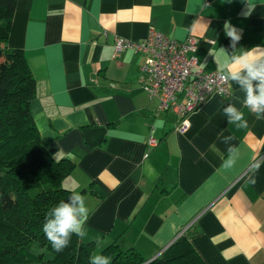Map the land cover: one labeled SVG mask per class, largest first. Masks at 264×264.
<instances>
[{
	"label": "crops",
	"instance_id": "obj_1",
	"mask_svg": "<svg viewBox=\"0 0 264 264\" xmlns=\"http://www.w3.org/2000/svg\"><path fill=\"white\" fill-rule=\"evenodd\" d=\"M251 2L245 16L247 0H16L7 44L34 78L30 110L41 142L72 163L62 186L86 197L81 241L93 244L90 255L116 244L147 261L185 235L206 264H264V119L228 80L230 94L212 95L179 132L176 115L160 111L143 86V54L115 52L117 37L194 35L189 54L225 75L237 67L234 56L257 46L253 55L264 54V0ZM226 22L242 29L235 51ZM229 104L246 127L228 123ZM225 136L236 149L230 167Z\"/></svg>",
	"mask_w": 264,
	"mask_h": 264
},
{
	"label": "trees",
	"instance_id": "obj_2",
	"mask_svg": "<svg viewBox=\"0 0 264 264\" xmlns=\"http://www.w3.org/2000/svg\"><path fill=\"white\" fill-rule=\"evenodd\" d=\"M15 7L16 0H0V264H89L92 243L73 234L56 252L42 231L50 209L70 195L62 181L72 163L41 142L30 110L34 78L21 51L7 44ZM101 254L111 264H206L185 235L149 262L116 244Z\"/></svg>",
	"mask_w": 264,
	"mask_h": 264
},
{
	"label": "built area",
	"instance_id": "obj_3",
	"mask_svg": "<svg viewBox=\"0 0 264 264\" xmlns=\"http://www.w3.org/2000/svg\"><path fill=\"white\" fill-rule=\"evenodd\" d=\"M197 43L198 38L194 35H188L180 42L155 30L138 41L115 39V52L132 48L143 54V86L150 97L158 98L160 111L176 115L179 132L188 129L190 115L212 95L230 94L229 81L223 79V74L205 70L189 54L196 49ZM157 142L156 138L149 137V145L154 146Z\"/></svg>",
	"mask_w": 264,
	"mask_h": 264
},
{
	"label": "clouds",
	"instance_id": "obj_4",
	"mask_svg": "<svg viewBox=\"0 0 264 264\" xmlns=\"http://www.w3.org/2000/svg\"><path fill=\"white\" fill-rule=\"evenodd\" d=\"M256 5L247 0V12L245 16L251 14V9ZM225 36L230 40V47L233 51L237 50L236 46L242 39V29H237L229 22L224 25ZM244 51L242 55L234 56L233 60L237 66L235 70L229 71L223 76L225 80L235 82L244 92L243 105L250 112L255 113L258 119H264V54L253 55L254 49ZM222 114L227 118L229 124H235L237 127H246L247 121L243 111L234 104L224 107ZM232 136H225L223 142L229 144V159L225 167H230L235 163L232 153L236 149L230 145ZM254 183V180L252 181ZM70 195L67 201H61L50 209L45 217L42 231L46 239L50 242L56 252L65 249L70 241L71 236L75 234L81 240L87 235L85 223L89 215V209L86 205V197L74 188L66 189ZM102 240L97 237L96 246L100 247ZM89 264H111V258L100 254L99 252L90 255Z\"/></svg>",
	"mask_w": 264,
	"mask_h": 264
},
{
	"label": "water",
	"instance_id": "obj_5",
	"mask_svg": "<svg viewBox=\"0 0 264 264\" xmlns=\"http://www.w3.org/2000/svg\"><path fill=\"white\" fill-rule=\"evenodd\" d=\"M167 247H168V246H166L165 248H167ZM165 248H164V249H165ZM149 261H150V260H147V262H149Z\"/></svg>",
	"mask_w": 264,
	"mask_h": 264
},
{
	"label": "rangeland",
	"instance_id": "obj_6",
	"mask_svg": "<svg viewBox=\"0 0 264 264\" xmlns=\"http://www.w3.org/2000/svg\"><path fill=\"white\" fill-rule=\"evenodd\" d=\"M44 252H46V251L44 250Z\"/></svg>",
	"mask_w": 264,
	"mask_h": 264
}]
</instances>
